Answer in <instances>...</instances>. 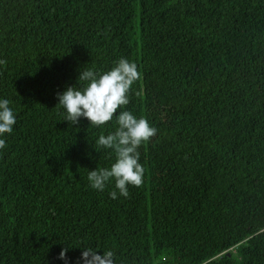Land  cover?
Segmentation results:
<instances>
[{
  "label": "trees",
  "instance_id": "obj_1",
  "mask_svg": "<svg viewBox=\"0 0 264 264\" xmlns=\"http://www.w3.org/2000/svg\"><path fill=\"white\" fill-rule=\"evenodd\" d=\"M127 58L121 110L157 134L142 187L110 198L88 173L115 131L71 126L57 93ZM0 99L17 123L0 150V264H264V0H0ZM139 92V95L136 93Z\"/></svg>",
  "mask_w": 264,
  "mask_h": 264
},
{
  "label": "clouds",
  "instance_id": "obj_2",
  "mask_svg": "<svg viewBox=\"0 0 264 264\" xmlns=\"http://www.w3.org/2000/svg\"><path fill=\"white\" fill-rule=\"evenodd\" d=\"M6 60L0 59V64ZM141 78L138 66L127 58L121 57L114 61V67L108 71L97 72L94 69L81 71L76 86H68L62 93H57L56 107L64 109V121L74 126L80 123L81 118L90 122V127L103 128L115 116V131L107 135L101 134L95 141L97 148L111 150L115 161L108 168H96L88 173L90 186L103 191L108 183L114 181V190L110 198L116 199L117 194L127 198L129 187H142L145 169L140 162L141 146L151 140L157 129L143 117L137 118L125 108L130 103V93L133 85ZM140 93L137 92L136 95ZM8 99H0V150L7 147L6 134L13 132L17 123L16 116L9 106ZM69 247H65L58 259L68 264ZM82 253L84 264H115V254L109 250L100 256L98 250L84 248Z\"/></svg>",
  "mask_w": 264,
  "mask_h": 264
}]
</instances>
